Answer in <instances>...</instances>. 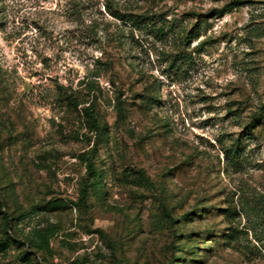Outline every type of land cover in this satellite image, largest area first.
Masks as SVG:
<instances>
[{
    "label": "rangeland",
    "instance_id": "374dc122",
    "mask_svg": "<svg viewBox=\"0 0 264 264\" xmlns=\"http://www.w3.org/2000/svg\"><path fill=\"white\" fill-rule=\"evenodd\" d=\"M0 264H264V0H0Z\"/></svg>",
    "mask_w": 264,
    "mask_h": 264
},
{
    "label": "trees",
    "instance_id": "16d2710c",
    "mask_svg": "<svg viewBox=\"0 0 264 264\" xmlns=\"http://www.w3.org/2000/svg\"><path fill=\"white\" fill-rule=\"evenodd\" d=\"M237 4H238V3H236V5H226V6H224V7L220 10L219 13L225 14L226 12H229L231 9L236 8V7L238 6ZM112 12H113V11H112ZM112 15H114V17H116V18H120V17H122L121 15H119V13H116V11H114V12L112 13ZM83 112H84V113L86 114V116L90 119V121H91V125H92V127H93V130L98 134L99 131H100V129H99V127H97V125H96L95 122L93 121L94 119H93L92 116H91V111L88 110V109H83ZM89 164H90V163L87 162V172H88V174L90 175V177H94L95 174H94V172L92 171V169H91V167H90ZM164 214H165L166 218H167L169 221H171V218H170L169 214H167V212H166L165 209H164Z\"/></svg>",
    "mask_w": 264,
    "mask_h": 264
}]
</instances>
